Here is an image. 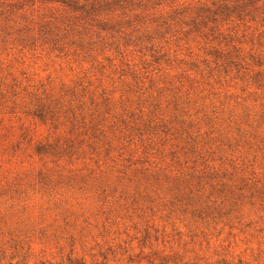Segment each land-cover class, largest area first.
I'll list each match as a JSON object with an SVG mask.
<instances>
[{
  "label": "rangeland",
  "instance_id": "1",
  "mask_svg": "<svg viewBox=\"0 0 264 264\" xmlns=\"http://www.w3.org/2000/svg\"><path fill=\"white\" fill-rule=\"evenodd\" d=\"M208 39L112 61L0 49V264H264V30ZM218 43L249 70L216 67ZM214 172L201 183L244 188L230 223L183 212L194 187L151 186Z\"/></svg>",
  "mask_w": 264,
  "mask_h": 264
},
{
  "label": "trees",
  "instance_id": "2",
  "mask_svg": "<svg viewBox=\"0 0 264 264\" xmlns=\"http://www.w3.org/2000/svg\"><path fill=\"white\" fill-rule=\"evenodd\" d=\"M50 3L53 5L46 13L35 15L24 5L0 0V49L40 50L92 61L99 57L112 61L128 50H143L155 53L151 55L154 58L157 51L170 50L171 39L178 41L192 35L207 40L212 37L209 44L241 25L253 32L264 30V0H50ZM241 52L231 43H218L208 55L224 72L232 67L248 71L244 67L246 56L241 57ZM249 58L252 59L250 54ZM252 60V66L258 69L250 78L257 89L264 88L263 63ZM94 105L90 116L97 121L103 112L98 110V104ZM32 116L47 121L53 113L50 106L42 105ZM214 175L215 172L163 176L161 180L155 178L151 186L171 192H179L182 186L194 187L195 190L183 193L185 198L177 200L182 211L230 223L237 219L244 188L221 181L215 186L201 183L203 179L215 180ZM100 190L104 193L103 187Z\"/></svg>",
  "mask_w": 264,
  "mask_h": 264
}]
</instances>
